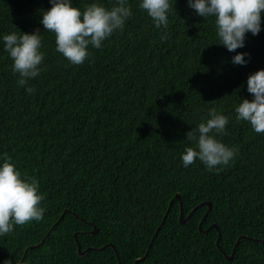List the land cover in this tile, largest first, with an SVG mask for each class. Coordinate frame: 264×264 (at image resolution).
Here are the masks:
<instances>
[{
  "label": "trees",
  "instance_id": "trees-1",
  "mask_svg": "<svg viewBox=\"0 0 264 264\" xmlns=\"http://www.w3.org/2000/svg\"><path fill=\"white\" fill-rule=\"evenodd\" d=\"M92 0H73L83 10ZM106 7L112 0H101ZM133 15L103 47L70 65L44 31L41 13L50 0H0V35L40 29L45 58L38 77L18 84L13 61L0 43V157L10 156L22 175L36 178L44 196V218L16 226L0 237V264H122L145 255L178 192L183 214L202 205L188 223L174 200L148 256L139 264H264V133L235 119L240 99H251L247 79L264 69V17L258 35H246L245 65L218 44L214 18L203 19L176 0L169 14V38L161 39L152 19L129 0ZM26 87L34 91L29 94ZM215 107L229 115L228 134L219 137L237 155L218 170L197 160L183 166L186 133ZM2 162V161H0ZM65 210L64 217L59 221ZM74 211V213H73ZM59 221V222H58ZM96 225L98 232L88 233ZM220 238V248L217 239ZM222 249V250H221Z\"/></svg>",
  "mask_w": 264,
  "mask_h": 264
},
{
  "label": "clouds",
  "instance_id": "clouds-1",
  "mask_svg": "<svg viewBox=\"0 0 264 264\" xmlns=\"http://www.w3.org/2000/svg\"><path fill=\"white\" fill-rule=\"evenodd\" d=\"M176 0H138V8L153 21L157 29H164L161 39L167 40L169 14ZM188 7L196 15L214 18L218 44L235 53L233 65H245L250 56L237 52L245 47L246 35H258L262 30L264 0H187ZM51 7L41 13L40 23L44 31L55 35V50L70 65H81L89 59L94 49L103 47V42L116 31H123L133 15L129 0H112L106 7L101 0H92L83 10L73 6V0H50ZM0 43L13 61V73L18 75V84L27 86L38 77L45 58L43 36L40 29L33 32H8L0 35ZM31 94L34 89L26 87ZM247 91L251 99L243 98L235 106V119L246 121L256 133H264V69L251 73L247 79ZM229 115L215 107L208 109V118L201 120L186 133L190 142L181 155L184 167L199 160L208 170L229 164L238 149L222 142L219 137L228 134ZM0 237L13 233L16 226L31 221H41L46 209L40 183L36 178L22 175L10 156L0 157ZM3 264H13L6 259Z\"/></svg>",
  "mask_w": 264,
  "mask_h": 264
},
{
  "label": "water",
  "instance_id": "water-1",
  "mask_svg": "<svg viewBox=\"0 0 264 264\" xmlns=\"http://www.w3.org/2000/svg\"><path fill=\"white\" fill-rule=\"evenodd\" d=\"M174 200H179V202H180V205H181L180 220H181V222L184 223V224L189 222L190 217L193 215V213L196 211V209H198V208H199L200 206H202V205H208L209 209H208V211L206 212V214L204 215L203 219L201 220L200 225H199V229H200V231H204L205 233H207V232H209L210 229H212V228H216V229L219 231V233H220V227H219L217 224H213V225H211V226H210L209 228H207V229H204V228L202 227L203 220L206 218V216L208 215L209 211L212 209V204H211V202H209V201L202 202L201 204H199V205H197L195 208H193L192 211L188 214L187 217H184V214H183V212H184V211H183V204H182V196H181V193L178 192V193L176 194V196L174 197V199H172V200L170 201L169 206H168V208H167V211H166V213H165V216H164V218H163V220H162V223H161L160 226L157 228V230H156V232H155V234H154V236H153V238H152V240H151V242H150V244H149V246H148V249H147L145 255L142 256V257H140V258H138V259L136 260L135 264H139V262L145 260L146 257L148 256L149 251H150V249H151V247H152V244H153L155 238L157 237L159 231L161 230L162 226L164 225V223H165V221H166V218H167V216H168V214H169V211H170V209H171V207H172V204H173ZM68 211H69V210H65V211H64V213L61 215L59 221L64 217L65 213L68 212ZM73 213H74V211H73ZM74 214H75V213H74ZM59 221H58V222H59ZM91 224L94 226L95 229H93L92 231H89L88 233H91V234H95V233H97V232H98V228L96 227V225H94L93 222H91ZM55 226H56V224L50 229V231L46 234V236L43 238V240H42L40 243H38V244H34V245H30L28 248H26L25 253H24V255H23L21 261H19L17 264H21V263L25 260L26 255H27L29 249H33V248H37V247L41 246V245L44 243V241L47 239V237L49 236V234L53 231V229L55 228ZM78 234H79V232H76V233L74 234V236H75V240H76V242H77V244H78V252H79L80 255L83 256V255H85L86 253H88L89 251L94 250V249L103 250V249H105V248H107V247H113L114 250L117 252V255H118V258H119V262H120V264H122L121 259H120V255H119V253H118V251H117V248L115 247L114 244L109 243V244L104 245V246H102V247H93V246H91V247H88V248H86V249H83L82 246H81V244L79 243V240H78ZM220 238H221V237L219 236V238L217 239V242H216L218 248H220ZM245 238H246V239H251V240H257V241H260V242H264V239H261V238H254V237H250V236H248V235H241V236H239V238L237 239V242L235 243V246H234V249H233V252H232L231 255L227 254L226 251H224V250L221 249L222 252H223V254L226 256L227 259L232 260V259L234 258L235 253H236L237 246L239 245V243L241 242V240H242V239H245Z\"/></svg>",
  "mask_w": 264,
  "mask_h": 264
}]
</instances>
